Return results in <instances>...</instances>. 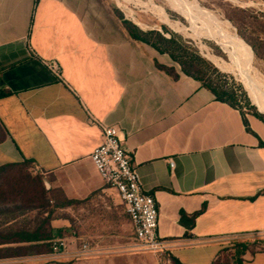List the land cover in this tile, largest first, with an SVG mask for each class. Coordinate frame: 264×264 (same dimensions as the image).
<instances>
[{
  "label": "crops",
  "instance_id": "crops-1",
  "mask_svg": "<svg viewBox=\"0 0 264 264\" xmlns=\"http://www.w3.org/2000/svg\"><path fill=\"white\" fill-rule=\"evenodd\" d=\"M29 48L58 60L65 82ZM157 65L174 69L176 78ZM88 113L119 130L156 202L157 235L180 264H212L232 242L264 236L262 120L218 102L167 54L135 41L105 0H0V167L30 163L50 203H62L50 225L68 244L60 255L0 264H158L90 159L102 132ZM82 243L90 250L79 257ZM244 261L264 264V252Z\"/></svg>",
  "mask_w": 264,
  "mask_h": 264
},
{
  "label": "trees",
  "instance_id": "trees-1",
  "mask_svg": "<svg viewBox=\"0 0 264 264\" xmlns=\"http://www.w3.org/2000/svg\"><path fill=\"white\" fill-rule=\"evenodd\" d=\"M256 1L264 3V0ZM237 10L246 14L247 20L245 19V23L242 22L244 27H242V23L235 19H231L232 23L237 26L240 36L250 45L256 58L264 61V13L258 12L254 14L256 11L252 8ZM120 19L124 28L135 41L151 46L160 54H167L180 66L181 71L186 76L200 82L205 89L215 96L218 102L227 104L240 111L241 104L253 108L250 106V100L243 90V87L229 83L227 79L230 77L222 74L211 62L204 59L195 48H192L191 45L188 44V41L183 39V37L171 32L165 26L162 27L163 32L169 34V37L155 30L144 32L133 23L124 21L123 18ZM243 28L251 29L250 35L246 34ZM157 68L176 78L174 69L160 65H157ZM249 97L254 104L261 106L255 105L261 113L253 112L252 114L264 122V114H262L264 113V105L250 95ZM245 123L247 125L246 120ZM3 139L4 137L1 135L0 142H2ZM20 167H26L28 169L30 168V163L25 162L0 167V203L11 201L10 206H0V246L18 243L32 244L39 241H44L46 243L41 246L27 245L16 248L8 247L0 249V258L25 257L39 253H51L52 241L58 237H62V232L52 230L50 225L51 220L55 217V209L62 205V203H56V205L51 208L49 203L53 196L48 195L49 190H47L43 184L42 178H39L43 188L41 195L43 203L41 204H36L30 200V198L28 199V196L23 195L24 190H22V188L19 190L14 182L5 179L9 171ZM19 191L20 194L18 193ZM13 195L18 197L15 198ZM13 200L16 201V203L20 201V203L12 205ZM71 204V201L66 200L65 205ZM35 210L38 211V214L33 220L21 221L6 226L16 218ZM42 214H47V216L44 217ZM181 223L190 227L192 225V220H189L187 216L183 214ZM261 252H264V250L259 252L253 251L249 243H236L223 249L218 259L212 264H244V256L247 254L254 256ZM173 261L176 264H180L174 258Z\"/></svg>",
  "mask_w": 264,
  "mask_h": 264
},
{
  "label": "rangeland",
  "instance_id": "rangeland-1",
  "mask_svg": "<svg viewBox=\"0 0 264 264\" xmlns=\"http://www.w3.org/2000/svg\"><path fill=\"white\" fill-rule=\"evenodd\" d=\"M105 1L112 7L120 21V18H123L124 21L133 23L144 32L155 30L164 33L162 27L165 26L171 32L183 37L204 59L211 62L222 74L228 75L230 77L227 79L229 83L243 87L250 100V106L254 108L241 104L240 107L243 113L252 114L253 112H259L249 95L261 103H264V101L253 97L246 90L242 81V73L238 69L228 66L234 62V59L217 43L210 31L221 34L226 29L231 37H238L245 51L247 62L257 74L259 73L258 76L264 81V61L256 58L250 45L240 36L237 26L231 21V19H235L240 23L246 22V14L241 13L237 9L252 8L256 11L254 14L258 12L264 13V3L256 0ZM188 12L194 13L196 18L194 20L191 19ZM243 23L242 27H244ZM243 29L246 34L250 35L251 29ZM164 35L170 36L165 33ZM5 177V179L14 182L19 190L22 188L24 190L23 195L28 196V199L30 198L36 204L43 203L41 198L43 188L40 184L39 174L31 171L30 168L20 167L9 171ZM18 193L20 194V191ZM13 196L15 198L18 197ZM49 205L51 208L53 207L52 203H49ZM54 216L57 215L54 214ZM236 243H249L251 249L255 252L264 250V236H251L232 242L230 245ZM24 258L27 259L26 261L30 260V256H25Z\"/></svg>",
  "mask_w": 264,
  "mask_h": 264
},
{
  "label": "built area",
  "instance_id": "built-area-1",
  "mask_svg": "<svg viewBox=\"0 0 264 264\" xmlns=\"http://www.w3.org/2000/svg\"><path fill=\"white\" fill-rule=\"evenodd\" d=\"M31 55L46 68L58 82L64 83L62 67L56 59H43L29 48ZM88 121L100 127L102 142L97 146L90 159L99 173L105 188L116 191L129 215L135 238L143 251L155 256L158 264H176L166 246V242L157 235L159 211L152 195L147 194L140 176L131 164L130 153L125 149L119 136V130L98 121L88 113ZM170 168L174 163L170 162ZM52 254L60 255L68 248L64 239L52 241ZM90 250L87 243H82L79 257Z\"/></svg>",
  "mask_w": 264,
  "mask_h": 264
},
{
  "label": "bare ground",
  "instance_id": "bare-ground-1",
  "mask_svg": "<svg viewBox=\"0 0 264 264\" xmlns=\"http://www.w3.org/2000/svg\"><path fill=\"white\" fill-rule=\"evenodd\" d=\"M188 15L193 20L196 18L194 13L188 12ZM210 34L217 40V43L222 46V48L234 59V62L232 64L230 63L231 65L228 66L238 69L242 73V81L246 90L253 97L264 101V81L258 76L259 73L257 74L253 67L247 62L246 54L239 38L231 37L226 29H224L221 34H217L213 31H210ZM261 104L264 105V103Z\"/></svg>",
  "mask_w": 264,
  "mask_h": 264
},
{
  "label": "water",
  "instance_id": "water-1",
  "mask_svg": "<svg viewBox=\"0 0 264 264\" xmlns=\"http://www.w3.org/2000/svg\"><path fill=\"white\" fill-rule=\"evenodd\" d=\"M260 112V111H259ZM261 113V112H260ZM262 114H264V113H262Z\"/></svg>",
  "mask_w": 264,
  "mask_h": 264
}]
</instances>
